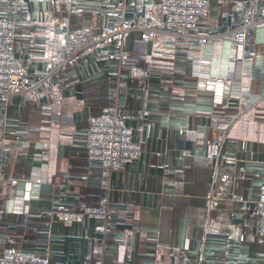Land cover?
I'll use <instances>...</instances> for the list:
<instances>
[{
	"label": "crops",
	"instance_id": "crops-1",
	"mask_svg": "<svg viewBox=\"0 0 264 264\" xmlns=\"http://www.w3.org/2000/svg\"><path fill=\"white\" fill-rule=\"evenodd\" d=\"M0 15L16 19L15 54L26 62L25 90L0 100V250L15 244L54 264H264L255 202L264 188V0H211L180 39L165 31L160 0H0ZM134 17L158 33H131L125 64L51 62L64 57L69 32ZM245 20L243 47L235 32ZM245 47L254 51L249 98L228 102L229 85L218 98L212 79L241 77ZM112 107L144 150L131 163L91 165L86 136ZM215 128L224 145L214 161L206 146ZM222 168L244 201L211 198ZM60 204L106 206L110 230L92 218L58 221Z\"/></svg>",
	"mask_w": 264,
	"mask_h": 264
},
{
	"label": "built area",
	"instance_id": "built-area-1",
	"mask_svg": "<svg viewBox=\"0 0 264 264\" xmlns=\"http://www.w3.org/2000/svg\"><path fill=\"white\" fill-rule=\"evenodd\" d=\"M211 0H160L162 11L165 15L166 29L174 39L186 38L191 31L207 15ZM251 21L245 20L235 32L237 43L246 46L248 42V29ZM17 21L15 18L0 15V100H6L10 96L25 90L22 84L26 62L15 54ZM139 32L142 39H154L158 30L151 25H142L138 17L123 19L120 23L98 31L92 29L71 31L67 34L64 57L61 60L51 59L57 69L66 70L70 66L77 65L92 56L98 60L106 61L117 59L120 64H125L129 59L126 52V41L131 33ZM201 42L208 41L206 36L201 37ZM113 47L114 50H110ZM254 51L246 48L243 50V73L236 79L227 81L225 78L212 79L217 97L222 99L225 88L229 85L230 93L227 101L239 102L249 98L244 77L252 74V57ZM48 77L40 78L44 82ZM221 128H215V135L208 140L206 157L209 160H218L224 145L221 137ZM85 147L91 165L107 163L110 166L127 164L140 157L144 150L141 141L135 138L134 129L128 125L123 116L119 115L117 107L110 109V114L103 118L94 119L90 125L85 139ZM234 179L229 169L222 168L217 176V188L211 195L214 200L244 201V197L238 195L233 186ZM14 183L17 181L14 180ZM259 209L258 234L264 243V188L260 190L256 199ZM58 221L64 224L82 222L86 218L102 220L105 222V231L109 219V209L106 206H85L80 209H72L65 205H58L55 210ZM0 264H54L48 257L28 253L15 244H11L0 250Z\"/></svg>",
	"mask_w": 264,
	"mask_h": 264
},
{
	"label": "rangeland",
	"instance_id": "rangeland-1",
	"mask_svg": "<svg viewBox=\"0 0 264 264\" xmlns=\"http://www.w3.org/2000/svg\"><path fill=\"white\" fill-rule=\"evenodd\" d=\"M243 197V196H242Z\"/></svg>",
	"mask_w": 264,
	"mask_h": 264
}]
</instances>
